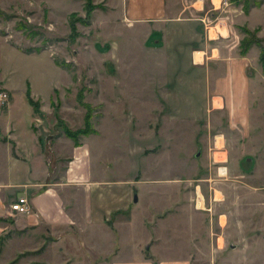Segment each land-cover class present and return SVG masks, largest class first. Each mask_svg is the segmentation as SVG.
<instances>
[{"label": "rangeland", "instance_id": "374dc122", "mask_svg": "<svg viewBox=\"0 0 264 264\" xmlns=\"http://www.w3.org/2000/svg\"><path fill=\"white\" fill-rule=\"evenodd\" d=\"M191 1H172L174 11L183 4L199 20L193 34L175 37L174 24L165 21L131 25L118 10L127 0H0V89L9 96L0 107V143L9 141L15 154V139L30 144L31 132L39 138L49 164L45 180L66 213L72 202H87L89 192L119 188V203L135 208L137 220L123 241L148 238L153 250L142 251L150 259L264 264V0H227L225 11L205 0L197 12ZM228 16L230 41L212 45L222 56L242 58L186 67L190 49L203 48L202 37L212 32L205 26ZM154 25L167 27L157 35L163 46L148 41ZM233 66L234 87L225 75ZM83 150L88 161L80 166ZM31 151V179H37ZM0 161V181L9 185L15 178L4 173L3 152ZM18 189L1 186L9 207L23 196ZM13 216L0 219L8 223L0 221V264L114 260V250H105L117 244L114 233L103 238L91 227V239L108 241L91 252L77 225L18 229Z\"/></svg>", "mask_w": 264, "mask_h": 264}, {"label": "crops", "instance_id": "0c3cea01", "mask_svg": "<svg viewBox=\"0 0 264 264\" xmlns=\"http://www.w3.org/2000/svg\"><path fill=\"white\" fill-rule=\"evenodd\" d=\"M127 1L129 3L125 2L124 4L125 6L118 8V10L120 11V16L125 14L124 17H126L128 20H131L130 23L133 26L136 25L137 21H140V23H147V22H151V20L155 21L154 24H158L159 26H162V23L164 22H160V21H165V25L167 24L170 25L168 26V28L169 27L171 28L172 27L171 24H174L173 32L172 30L171 32L174 34L173 36L179 37L186 34H193L192 33L193 28L196 26L197 21H199L197 18L185 14V10H184L185 8L182 7L183 4H179L178 5L179 8L176 11H174L173 6H171V4L172 1L175 0H169V1L127 0ZM181 1L183 0H178L179 3ZM207 1L209 4H212V6L215 9H221L222 11L226 10V6L228 3L227 0H207ZM191 2L193 9L197 12L200 9H202L205 0H192ZM224 18L225 19L219 20L213 27L205 26L206 29H211L212 32H208V33L206 32L207 37H205V35L204 38L202 37V41L204 44L203 48H200L199 46H193L190 49V51H192L190 55L188 53L185 56L186 67L189 66L191 67V65L195 63H202V62L204 63L208 59H224V60L226 59L227 61H230V60L242 58L239 57L238 54L233 56L235 58L231 56H230L231 58H229V56L226 57V55L222 56V54L219 52V49H217L215 45L214 46L212 45L213 43H215L216 40L225 41L226 39H229L230 41V37H232L231 35L232 32L228 26V21H227V19H229V16L228 18L226 17ZM163 27L164 28L160 30L155 26L154 30L148 33V41L151 40L150 38H152L157 42V44L161 42L159 46H163V41H161V39L158 38L159 36H157V35L163 36V30H166L167 28V27L165 28L164 25ZM185 27H187L186 30H184ZM191 27L192 30H190ZM167 33L168 32H166L165 34ZM154 36L157 38L155 39ZM149 43L150 42H148V45ZM157 44L154 45L158 46ZM234 62L237 61L230 62V65H234ZM236 68L237 67L233 66V68H231L229 71H225V75L229 81L230 80L232 81L233 87L236 84L235 82H239V75H237V72H235ZM234 90L232 91L235 93L234 98L239 97V93ZM7 115L9 118L8 120L12 121L13 122L12 125L16 128L14 118L12 119L9 117V110ZM30 135H31L30 144L29 142L25 143V141L22 139L20 140L15 139L14 135H12L15 139V154L9 153V146H8L9 141L8 142L3 141L2 143H0V152L5 153L6 156V164L5 166H3V168L5 169L4 173L8 174L9 177L15 178V180H12V182H10L9 185L7 183H4V181H0L1 182L0 191H1V186L2 187L13 186L14 188H20L21 190L20 189L18 190L22 192L21 195L26 197L28 200L30 212L26 214L21 213V214H17L16 216H13V212L10 210V207L7 205V202H5V198L1 195L0 192V219H6L10 216H13L17 224L16 228L18 229H21L26 226L27 227L39 226L40 223L49 224L51 227H55L58 225V226H65L72 228L74 225H77L78 228L80 229V232L86 236L84 238L85 241L84 243L86 244L85 247L87 248V250L91 252H97L96 251L97 244L105 245V247L107 246L108 241H105L103 239L106 234L111 237L114 236L115 234L117 244L116 245L111 244L110 248H108L107 246L105 249L106 251L112 249L114 250V254L112 258L114 260L111 261V263L105 262L107 264H153L154 261H156V264H182L180 262L181 260L176 261L174 257L171 258L170 261H164V260L161 261L158 259L153 260L150 259V257H147L144 254V251L142 250L146 251L147 249L150 252L153 250L152 249L153 245L147 242L148 238L144 240L137 239V241L136 239H134L132 242L129 241L127 242V237L125 236L126 242L123 241V234H122L123 231L127 228H130L131 226H136L137 224L136 209L132 208V206L128 203L125 204L119 203L120 189L117 187L110 186L108 188H103L101 189L100 192H98L97 190L96 194L93 192H89L88 193L89 197L87 196V202H85L83 205H79L72 202L70 207L71 211L69 213H66V209H64L65 204L63 199L58 196L57 191L52 187V184L45 180L49 173L48 170L49 164L46 159V154L43 152L42 145L39 143V138L33 136L32 132L30 133ZM31 146L35 148V177H38L37 179H31L32 170L30 167L31 166L30 159L34 157V154L31 153L32 152ZM85 157H86V152L85 150H83L81 151V156L79 158V160L80 159L82 160L80 161V166L83 162L84 165L87 164L88 160L85 159ZM39 163L41 164V166ZM37 167H40L42 169V173L40 175H37ZM21 173L27 176V180L22 178ZM93 200H95V202H93ZM79 210L81 211L79 215L81 218V222L79 223L80 226L75 221L77 220L76 217L78 216L77 213ZM109 219H111L110 220L111 224L106 223V221H109ZM1 222L3 224L6 223L5 221H1ZM4 227L5 226H0V231L4 229ZM91 227H93V229L97 228L96 231H98L99 234L103 237L100 238L99 243H96V241L93 238L91 239L88 236V232ZM141 228L144 229L145 228L144 225H142ZM169 235L172 236L171 234ZM109 236L106 237L108 238V240L110 238ZM127 243H129V245ZM143 243L147 244L146 246L149 247L146 248V246H143ZM124 246L125 247L128 246L129 248L128 253L125 256H130V257L122 256L120 258V253L123 250ZM102 254H107V252L100 253L98 256L101 257ZM109 256L111 258V255Z\"/></svg>", "mask_w": 264, "mask_h": 264}, {"label": "built area", "instance_id": "2783aa9c", "mask_svg": "<svg viewBox=\"0 0 264 264\" xmlns=\"http://www.w3.org/2000/svg\"><path fill=\"white\" fill-rule=\"evenodd\" d=\"M7 101H9L8 93L5 90L0 89V107L7 104L8 103ZM10 209L11 211L19 214L29 213L30 207L27 198L24 196L17 197V200L10 205Z\"/></svg>", "mask_w": 264, "mask_h": 264}, {"label": "trees", "instance_id": "16d2710c", "mask_svg": "<svg viewBox=\"0 0 264 264\" xmlns=\"http://www.w3.org/2000/svg\"><path fill=\"white\" fill-rule=\"evenodd\" d=\"M87 3H89V0H86ZM89 8L92 7V5L88 4ZM89 10V9H88ZM70 17H73L72 14L70 15ZM71 19V18H70ZM75 28L74 26H72V31H74ZM261 60L262 62L264 61V54H261ZM30 89L29 87L27 88V91H26V98L28 100V103L32 106V109L35 111V109L38 107V105L32 100L31 96H30ZM89 127L85 128L84 130H82L81 132H84L85 134H87L89 131H87ZM66 133H68L70 136L74 137L75 136V133L76 132H73V131H69V130H66L65 131ZM2 238V237H1ZM0 238V239H1Z\"/></svg>", "mask_w": 264, "mask_h": 264}, {"label": "water", "instance_id": "95a60500", "mask_svg": "<svg viewBox=\"0 0 264 264\" xmlns=\"http://www.w3.org/2000/svg\"><path fill=\"white\" fill-rule=\"evenodd\" d=\"M133 201H134V202H136V201H137V196H136V194H134Z\"/></svg>", "mask_w": 264, "mask_h": 264}, {"label": "bare ground", "instance_id": "6f19581e", "mask_svg": "<svg viewBox=\"0 0 264 264\" xmlns=\"http://www.w3.org/2000/svg\"><path fill=\"white\" fill-rule=\"evenodd\" d=\"M197 205H198V207H199V206H202V203H201V202H198V204H197Z\"/></svg>", "mask_w": 264, "mask_h": 264}]
</instances>
